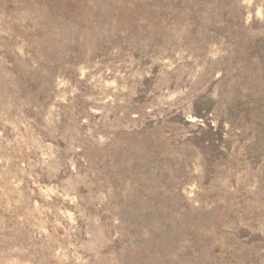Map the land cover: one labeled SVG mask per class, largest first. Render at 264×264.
I'll use <instances>...</instances> for the list:
<instances>
[{"label": "rangeland", "instance_id": "obj_1", "mask_svg": "<svg viewBox=\"0 0 264 264\" xmlns=\"http://www.w3.org/2000/svg\"><path fill=\"white\" fill-rule=\"evenodd\" d=\"M0 264H264V0H0Z\"/></svg>", "mask_w": 264, "mask_h": 264}]
</instances>
